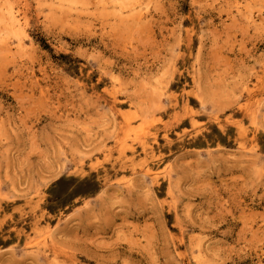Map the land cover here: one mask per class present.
Returning <instances> with one entry per match:
<instances>
[{"label": "rangeland", "instance_id": "1", "mask_svg": "<svg viewBox=\"0 0 264 264\" xmlns=\"http://www.w3.org/2000/svg\"><path fill=\"white\" fill-rule=\"evenodd\" d=\"M0 9V264H264V0Z\"/></svg>", "mask_w": 264, "mask_h": 264}, {"label": "bare ground", "instance_id": "2", "mask_svg": "<svg viewBox=\"0 0 264 264\" xmlns=\"http://www.w3.org/2000/svg\"><path fill=\"white\" fill-rule=\"evenodd\" d=\"M142 4V3H141ZM1 10V9H0ZM10 13V12H9ZM13 13V12H12ZM9 18H11V20H12V24H14V25H16V24H18V21H20V20H18V21H16L15 20V17L11 14L10 15V17ZM8 19V18H7ZM132 19V18H131ZM18 27V26H17ZM17 27H15V28H17Z\"/></svg>", "mask_w": 264, "mask_h": 264}]
</instances>
